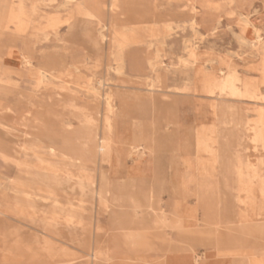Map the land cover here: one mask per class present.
Here are the masks:
<instances>
[{
  "label": "rangeland",
  "instance_id": "374dc122",
  "mask_svg": "<svg viewBox=\"0 0 264 264\" xmlns=\"http://www.w3.org/2000/svg\"><path fill=\"white\" fill-rule=\"evenodd\" d=\"M111 3L89 20L68 0H0V264H110V237L133 236L148 212L187 248L197 228L198 259L225 244L264 262V0H130L132 25H156L126 40ZM220 70L234 91L221 93ZM137 140L147 149L130 153ZM223 144V159L207 151Z\"/></svg>",
  "mask_w": 264,
  "mask_h": 264
},
{
  "label": "bare ground",
  "instance_id": "6f19581e",
  "mask_svg": "<svg viewBox=\"0 0 264 264\" xmlns=\"http://www.w3.org/2000/svg\"><path fill=\"white\" fill-rule=\"evenodd\" d=\"M70 3H77L76 4V8H75V10H74V14L75 13H77V14H80V16L82 15V16H84L85 18H88L89 20H96V19H98V20H101L100 18H101V16H100V14H99V11H100V7L98 8V6H97V0H82V2L80 1V0H68ZM129 1L130 0H112V3H111V11L112 12H116V11H120L121 13H120V15L121 14H123V15H125V17H119V18H116L115 20H114V27H115V30L116 31H118V33H120L121 35H123V37H122V39L123 40H126V39H128V37H129V34H135V32H137V31H142V30H144V31H148V30H151L152 29V27H154V26H152V22L151 23H149V21L147 20V18H145L146 16H144V15H141L139 18H141V20H138V22L137 23H135V24H133L132 25V22H131V19H133L134 18V16H129V8H128V3H129ZM100 3V2H99ZM101 5V4H100ZM102 6V5H101ZM103 10L105 9V7L103 6V8H102ZM102 10V11H103ZM74 14H73V17H74ZM76 15V14H75ZM157 19V18H156ZM160 19V18H159ZM58 20H59V18L58 17H55V16H50L49 15V17L47 18V21H48V26H50L51 28H53L54 29V27H55V25L57 24V22H58ZM63 21V20H62ZM61 21V22H62ZM150 21H152V20H150ZM159 22V21H158ZM101 23V22H100ZM154 23H155V21H154ZM247 23H249V22H247ZM111 24V23H110ZM117 25H118V27H117ZM157 25H158V23H157ZM249 25V24H248ZM160 26V25H159ZM166 27V26H165ZM113 30V29H112ZM156 30H157V27H156ZM158 33V32H157ZM162 37V36H161ZM136 38V37H135ZM160 38V37H159ZM157 39V38H156ZM238 40V39H237ZM162 42V41H161ZM163 44V43H162ZM118 47V46H117ZM132 47V46H131ZM167 47V46H166ZM251 47V46H250ZM128 49V48H127ZM158 50H160V49H158ZM26 53V52H25ZM188 53H189V59L192 61V62H197V54H196V52H194L193 50H192V46H189L188 47ZM174 54V53H173ZM126 55V54H125ZM92 56V55H91ZM174 56H176V55H174ZM23 57V56H22ZM24 58V57H23ZM26 61H28L29 62V59H25ZM151 62V61H150ZM151 64V63H150ZM120 65V64H119ZM118 65V67L119 68H121L120 66ZM123 65V64H122ZM151 65H153V64H151ZM230 65V64H229ZM228 65V66H229ZM222 66V65H221ZM261 67V66H260ZM198 68V67H197ZM201 68V67H200ZM203 68V67H202ZM234 68V67H233ZM194 69V68H193ZM229 69V68H228ZM52 70V69H51ZM51 70H47V69H44V70H42L41 71V78H45V77H51L52 79L53 78H55V79H63L64 80V78L65 77H67V76H69V73L67 72V71H65V72H60V71H57V70H55V71H51ZM124 70V69H123ZM62 71V70H61ZM118 72L120 71V70H117ZM184 71H186V70H184ZM201 71V70H200ZM124 72V71H123ZM146 72V71H145ZM208 72V71H207ZM214 72H216V71H214ZM220 72H221V74L220 75H222V80L220 81V83H219V87H220V91H221V93L223 94V93H226V92H232V91H234L235 90V88H234V83H233V81L231 80V79H229V78H225V76H224V71L223 70H220ZM234 72V71H233ZM261 72V71H260ZM263 72V71H262ZM202 73V72H201ZM201 73H199V74H201ZM217 73V72H216ZM120 74V73H119ZM208 74H209V72H208ZM262 74H264V73H262ZM197 76H199L198 75V73L196 74ZM202 75V74H201ZM204 75V74H203ZM121 76V75H120ZM180 76V75H179ZM190 76V75H189ZM196 76V77H197ZM216 76V75H215ZM123 77V76H122ZM193 77V76H192ZM207 77V76H206ZM185 79V78H184ZM202 79V78H201ZM211 79V78H210ZM234 79V78H233ZM136 80V79H135ZM193 80H195V79H193ZM204 80V79H203ZM207 81V80H206ZM210 81V80H209ZM208 81V82H209ZM239 81V80H238ZM243 81V80H242ZM64 82V81H63ZM72 82V81H71ZM200 82H202V81H200ZM210 82H214V81H210ZM203 83V82H202ZM243 83H244V81H243ZM208 84V83H207ZM206 84V85H207ZM251 85V84H250ZM205 86V85H204ZM201 87H203L202 85H201ZM237 87V86H236ZM251 87V86H250ZM200 88V87H199ZM207 88V87H206ZM216 88V87H215ZM214 88V89H215ZM238 88H240V87H238ZM247 89V88H246ZM249 89V88H248ZM206 90V89H205ZM210 90V89H209ZM218 90V89H217ZM251 90V89H250ZM66 91V90H65ZM199 91V90H198ZM204 91V90H203ZM237 89H236V91L235 92H233V93H237ZM239 91H241V90H239ZM246 91H248V90H246ZM206 92V91H205ZM245 92V91H244ZM252 92V91H251ZM92 93V92H91ZM108 93V92H107ZM239 93V92H238ZM238 93L236 94V96L238 95ZM257 93H259V92H257ZM213 94V93H212ZM228 94V93H227ZM230 94V93H229ZM253 94H254V91H253ZM261 94V93H260ZM160 95V94H159ZM232 95V94H231ZM24 96V95H23ZM222 96V95H221ZM220 96V97H221ZM225 96V95H224ZM233 96H234V94H233ZM239 96V95H238ZM248 96V95H247ZM257 96V95H256ZM261 97H263V96H261ZM238 98V97H237ZM247 98V97H246ZM246 98H244V99H246ZM243 99V98H242ZM250 99V98H249ZM260 99V98H259ZM264 99V98H263ZM107 100V108H108V113L110 114H112L113 112H114V104H113V98H112V96H108V98L106 99ZM248 100V99H247ZM257 100V99H256ZM250 101V100H249ZM237 102V101H236ZM156 107V106H155ZM98 108V107H97ZM261 108V107H260ZM219 111V110H218ZM222 111V110H221ZM261 112V111H260ZM241 113V112H240ZM215 114V113H214ZM261 114V113H260ZM27 115V114H26ZM263 115V114H262ZM117 116V115H116ZM119 116V115H118ZM258 116H259V113H258ZM223 117H227L226 115L225 116H223ZM216 118H217V116H216ZM220 118V117H219ZM238 118V117H237ZM87 120H88V118H86ZM223 120H225L226 118H222ZM228 119V118H227ZM237 120V119H236ZM90 121H92L91 119H90ZM216 121V120H215ZM221 121V120H220ZM230 121V120H229ZM257 121V120H256ZM259 121H260V119H259ZM81 122V121H80ZM219 122V121H218ZM263 122V121H262ZM26 123V122H25ZM108 123V122H107ZM221 123V122H220ZM236 123V122H235ZM244 123V122H243ZM260 123V122H259ZM72 124V123H71ZM83 124V123H82ZM92 124V123H91ZM222 124H224V123H222ZM257 124V123H256ZM84 125H86V124H84ZM108 125V124H107ZM215 125H216V123H215ZM214 125V126H215ZM237 125H239V124H237ZM207 126V125H206ZM214 126H212V128L214 127ZM211 127V126H210ZM243 126H241V128H242ZM220 128V127H219ZM227 128V127H226ZM244 128V127H243ZM252 128V127H251ZM105 129V128H104ZM208 129V128H207ZM258 129V128H257ZM259 129H260V127H259ZM25 130V129H24ZM87 130V129H86ZM107 131H109L110 130V125H108V127H107V129H106ZM112 130V129H111ZM198 130V129H197ZM199 130H201V129H199ZM215 130V129H214ZM226 130V129H225ZM216 131V130H215ZM239 131V130H238ZM243 131V130H242ZM260 131V130H259ZM261 131H262V129H261ZM264 131V130H263ZM92 132V131H91ZM91 132H89V133H91ZM105 132V131H104ZM103 132V133H104ZM111 132V131H110ZM203 132V131H202ZM204 132H205V130H204ZM209 132V131H208ZM214 132V131H213ZM212 133V132H211ZM211 133H209V135L211 134ZM238 133V132H237ZM236 133V134H237ZM244 133V132H243ZM258 133V132H257ZM82 134V133H81ZM84 134V133H83ZM88 134V133H87ZM105 134V133H104ZM111 134V133H110ZM203 134V133H202ZM205 134V133H204ZM208 134V133H207ZM215 134V133H214ZM224 134V133H223ZM239 134V133H238ZM262 134V133H261ZM228 135V134H227ZM235 135V134H234ZM242 135V134H241ZM238 136V135H237ZM240 136V135H239ZM239 136H238V138H239ZM264 136V135H263ZM90 137V136H89ZM91 137H92V139H94V140H96V139H98L97 137V133L94 131V132H92V134H91ZM199 137V136H198ZM253 137V136H252ZM260 137V136H259ZM53 138V137H52ZM83 138V137H82ZM222 138V137H221ZM225 138V137H224ZM261 138V137H260ZM54 139H56V138H54ZM198 139H200V138H198ZM205 139V138H204ZM58 140V139H57ZM89 140V139H88ZM91 140V139H90ZM109 140H110V138H108V136L106 137V138H104V140L102 141V144H103V147H104V149H105V151H106V153H109V148H111V146L109 145L110 143H109ZM213 140H215L214 139V137H213V139H212V141ZM223 140V139H222ZM226 140L228 141V138H226ZM254 140V139H253ZM260 140V139H259ZM210 141H211V139H210ZM211 141V142H212ZM218 141V140H217ZM255 142L257 141V140H254ZM65 142V141H64ZM197 142H200V143H202L201 141H197ZM206 142V141H205ZM208 142V141H207ZM206 142V143H207ZM222 142V141H221ZM208 143H210V142H208ZM213 143V142H212ZM226 143V142H225ZM262 143V142H261ZM205 144V143H204ZM235 144V143H234ZM212 145V144H211ZM213 145H214V143H213ZM200 146V145H199ZM204 146V145H203ZM206 146V145H205ZM219 146H220V144H219ZM234 146V145H233ZM65 147H67V145L65 146ZM208 147H210V146H208ZM213 147V146H212ZM206 148V147H205ZM204 148V149H205ZM216 148V147H215ZM215 148H208L209 150H207V151H210L211 153H218L219 155H220V158H224V152L225 151H227V144H223L218 150H214ZM147 149V141H142V142H138V140L136 141V145L135 146H133L132 147V150L130 151V153H135V154H137V153H139L140 151H145ZM203 149V148H202ZM235 149V148H234ZM203 151V150H202ZM235 151V150H234ZM206 152V151H205ZM209 152V153H210ZM198 153V152H197ZM200 153V152H199ZM229 153V152H228ZM227 156V155H226ZM241 157V156H240ZM239 157V158H240ZM35 160H37V159H35ZM239 160V159H238ZM29 161V160H28ZM246 161V160H245ZM245 161H242V162H245ZM264 161V160H263ZM26 162V161H25ZM32 162V161H31ZM40 162V161H39ZM233 161H228L227 162V164H226V168H227V171L229 172V173H231V174H236V172H237V175H238V173L241 175V179L243 178V176H242V169H241V167L240 166H236L235 164H233L232 163ZM238 162H240V161H238ZM242 162H240V163H242ZM257 162V161H256ZM260 162H261V160H260ZM29 163V162H28ZM27 163V164H28ZM43 163H45V162H43ZM231 163V164H230ZM245 163H247V165L249 164L248 162H245ZM245 163H243V164H245ZM31 164H34V163H31ZM30 164V165H31ZM41 164V163H40ZM253 164V163H252ZM50 165H51V163H50ZM242 165V164H241ZM257 165V164H256ZM35 167V166H34ZM52 167V166H51ZM255 167V166H254ZM253 167V168H254ZM50 168V167H49ZM120 168V167H119ZM53 169V168H52ZM244 169V168H243ZM257 169V168H256ZM254 170V176H256V174L258 173L257 172V170ZM54 170V169H53ZM44 171V170H43ZM246 171V170H245ZM244 171V172H245ZM250 171H251V169H250ZM41 172V171H40ZM45 172V171H44ZM52 172V171H51ZM249 171H247V173H248ZM47 174V173H46ZM246 174V173H245ZM239 176V175H238ZM259 176V175H258ZM47 178V177H46ZM240 178V177H239ZM251 178V177H250ZM49 179H50V177H49ZM81 179H83V178H81ZM246 179H247V177H246ZM74 180V179H73ZM244 180V179H243ZM253 181H251V182H254V180L255 179H252ZM46 181V183L48 182L47 181V179L45 180ZM238 181H239V179H238ZM247 181V180H246ZM249 181V180H248ZM34 182V181H33ZM240 182H241V180H240ZM243 183H244V181H242ZM241 182V183H242ZM94 183H95V180H93L92 182H91V184H92V186L94 185ZM240 183V184H241ZM49 184V183H48ZM241 185H243V184H241ZM250 185V184H249ZM262 185V184H261ZM49 186V185H48ZM246 186V185H245ZM248 186V185H247ZM251 186V185H250ZM40 188V187H39ZM38 188V189H39ZM264 188V187H263ZM42 189V188H41ZM42 190H44V189H42ZM260 191H261V188H260ZM263 192V191H262ZM151 193V192H150ZM212 193V192H211ZM99 197L100 198H103L102 199V201H101V203L103 204V205H106L107 207H108V204L110 205H112L113 203H115L113 200H107V199H105V197H103V196H100L99 195ZM150 197H154L153 196V194L151 195L150 194ZM44 198V197H43ZM28 199V198H27ZM235 199V198H234ZM29 200V199H28ZM118 200H119V202H117V205H118V207H120V209H122V208H124L125 206L123 205V203L124 204H127L129 201H127V200H124V199H121V198H118ZM173 200V199H172ZM174 203H175V205H178V202L175 200L174 201ZM152 204V203H151ZM133 205H135L136 206V204H134L133 203ZM132 205V207H130V208H133L134 210H135V206H133ZM106 206H104V207H106ZM150 207H151V209L153 210V211H155L154 210V208H153V206L152 205H150ZM137 208V207H136ZM132 209V210H133ZM175 209V208H174ZM176 210V209H175ZM133 212V211H132ZM136 213V212H135ZM135 213L134 214H132L131 212H123L122 213V216L120 215V216H117V218H120V219H127V218H130L131 220L133 219V220H136L138 217H136L137 215H135ZM174 213V212H173ZM137 214V213H136ZM155 214V213H154ZM156 215V214H155ZM151 217V213H145L144 215H143V217H142V219H148V218H150ZM155 218H157V220L159 221V219H160V216L159 215H156L155 217H154V219ZM156 221V220H155ZM143 230V229H142ZM141 230V232H143ZM149 230H150V228H149ZM148 231V230H147ZM11 232V231H10ZM148 234V233H147ZM144 235V234H143ZM146 236V235H145ZM11 237V236H10ZM4 238V237H3ZM2 256V255H1ZM252 258V257H251ZM199 261V260H198ZM260 264H264V262H261Z\"/></svg>",
  "mask_w": 264,
  "mask_h": 264
},
{
  "label": "crops",
  "instance_id": "0c3cea01",
  "mask_svg": "<svg viewBox=\"0 0 264 264\" xmlns=\"http://www.w3.org/2000/svg\"><path fill=\"white\" fill-rule=\"evenodd\" d=\"M144 221L141 227H135L133 236L125 231L119 232L116 238L110 237L109 246L105 250L111 260L110 264H245V252H230L225 244L222 246L223 251L207 250L198 259L197 228L192 232L194 238H190V246L187 248L177 240L172 241L170 236H157L154 218Z\"/></svg>",
  "mask_w": 264,
  "mask_h": 264
}]
</instances>
